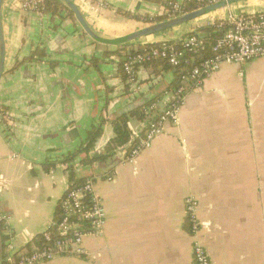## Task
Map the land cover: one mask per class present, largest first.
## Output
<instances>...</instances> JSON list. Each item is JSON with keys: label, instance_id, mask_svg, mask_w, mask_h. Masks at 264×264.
<instances>
[{"label": "crops", "instance_id": "1", "mask_svg": "<svg viewBox=\"0 0 264 264\" xmlns=\"http://www.w3.org/2000/svg\"><path fill=\"white\" fill-rule=\"evenodd\" d=\"M24 1L4 0L2 9L0 220L8 240L3 243L0 228V264H9L10 249L17 256L40 248L35 239L57 219L70 187L60 161L85 143L93 126L107 121L91 152L105 154L114 120L155 99L159 109L168 101L176 71L141 67L137 88L128 87L122 64L130 51L185 38L225 20L229 10L264 8V0L235 3L117 53L123 47L93 41L61 1L54 0L61 6L55 17L23 10ZM70 1L97 35L115 39L159 23L146 20L163 17L167 0ZM37 51L44 57L28 60ZM129 125L143 133L144 121L131 118ZM121 157L76 168L79 178L94 177L105 203L104 235L85 237L82 257L36 264H195V242L212 264H264V59L225 64L189 90L178 126L167 125L134 160ZM188 198L199 202L196 236Z\"/></svg>", "mask_w": 264, "mask_h": 264}, {"label": "built area", "instance_id": "2", "mask_svg": "<svg viewBox=\"0 0 264 264\" xmlns=\"http://www.w3.org/2000/svg\"><path fill=\"white\" fill-rule=\"evenodd\" d=\"M46 0H25L22 9L44 14ZM229 0H167L161 16L174 19L185 14V9L195 5L198 9L210 5L228 2ZM103 4L96 5V10ZM224 30V35L217 40L213 48L214 56L201 61L191 70L181 73L178 86L167 93L168 101L161 107L154 102L146 108V120L143 133L133 134L135 146L128 161L134 160L144 150L152 147L153 142L161 136L167 125L178 126L180 114L186 102L189 90L201 86L202 82L218 73L225 64H244L264 59V13L253 12L235 15L229 11L228 19L217 25ZM207 42L197 30L182 39L169 42L163 41L141 52L128 53L123 61L122 70L132 88L138 85V70L156 62H166L175 69L190 65L195 56L207 50ZM111 180V178H109ZM3 186L0 183V194ZM60 211L43 233L45 246L30 253H19L17 256L10 249L9 264H36L51 261L62 256L82 257L85 255L84 240L87 236L101 237L107 224V209L103 199L96 193L94 179H87L81 186L69 187L59 205ZM187 219L192 232L199 233L200 224L197 217L199 202L188 198L185 202ZM195 264H212L206 248L195 242L193 246Z\"/></svg>", "mask_w": 264, "mask_h": 264}, {"label": "trees", "instance_id": "3", "mask_svg": "<svg viewBox=\"0 0 264 264\" xmlns=\"http://www.w3.org/2000/svg\"><path fill=\"white\" fill-rule=\"evenodd\" d=\"M45 12L51 14L53 17L59 15L60 11V5L57 4L54 0H46L45 1ZM198 10V7L195 5H191L185 9V13H189L192 11ZM70 16L74 18V14L72 12H69ZM167 20L165 17H158L156 19H148L146 21H157V22H162ZM221 21L217 20L215 22H209L204 25H202L198 30L197 34L204 39L207 42V50L199 55L195 56H189L192 59V62L190 65H183V67L175 69L172 66H170L166 62H156L153 63L149 66L153 68H159L162 67L164 70H171L174 69L177 74V83H174L172 87L169 89L170 91L174 90L180 80L181 73L183 72V68L185 71H189L192 69L193 66L198 65L201 63V61L205 59L212 58L214 56L213 53V48L216 45V42L218 39H220L225 31L224 30H219L217 25ZM151 23V22H150ZM173 42V41H169ZM160 43L152 44V45H142L139 46L137 50H132L129 53H134V52H141L146 49H149L152 46H158ZM127 49L126 47H123V49H120L117 53H120L121 50ZM37 57L41 59L44 57V52L43 51H37L32 57H30L28 60H31L32 58ZM94 65H97L98 61L97 59L93 60L92 62ZM123 72V71H122ZM125 79L127 81V78L125 76ZM127 86L130 87L131 84L127 81ZM157 102V100L150 101L149 103H146L143 106H139L137 108H134L131 112L128 114L122 115L121 117H118L116 120L112 122L113 128H114V137L108 142L106 148H105V154H96V155H91V152L94 150L95 145L99 138L102 136L103 133V125L107 122L106 119H102L101 123L98 125H95L92 127V129L88 132L87 139L83 145L78 147L75 151L68 153L65 155V157L60 161V163L65 164L67 173L69 175V182H70V187L73 186H81L84 184L87 179V177L84 178H79L76 174V168L77 166H93L96 162H106L109 159L122 154L121 160H127L131 154L132 149L135 146V142L133 139V131L130 128L129 125V120L131 118H136L139 121H145L146 120V108L154 103ZM125 153L123 154V152ZM84 157L79 160V156L83 155ZM79 160V162H77ZM91 179H94V177H90ZM5 219H1V232H2V241L5 243L8 240V236L5 235V230L6 227L4 226ZM189 222V221H188ZM36 245L40 248L45 246V240L43 235L38 236L36 239ZM5 258V257H4ZM2 264H7L5 262V259H3Z\"/></svg>", "mask_w": 264, "mask_h": 264}, {"label": "water", "instance_id": "4", "mask_svg": "<svg viewBox=\"0 0 264 264\" xmlns=\"http://www.w3.org/2000/svg\"><path fill=\"white\" fill-rule=\"evenodd\" d=\"M59 1H61L65 5V7L74 14L77 22L81 25L83 31L91 39H93V41L103 46L126 47L132 44L139 43L144 38L155 36L160 33L166 32L168 30L175 29L180 26L187 25L192 22L204 19L209 14L219 9L229 8L231 5L235 3L249 1V0H229L228 2L210 5L205 8L198 9V10H195L189 13H185L182 16L176 17L174 19H169L163 22H159L155 24H150L149 22H147L148 24H150L147 27H144L129 35L118 37L115 39H105L97 35L87 23L81 10L70 0H59ZM3 2L4 0H0V81L5 73V57H6L5 37H4V31H3V18H2ZM229 11L225 19H228ZM231 12H233V14L237 16L245 14V13H236L234 11H231ZM258 12L264 13V8H260ZM193 32H194L193 30L188 32L186 34V37L191 35ZM153 44H156V43H153ZM147 45H152V44H147Z\"/></svg>", "mask_w": 264, "mask_h": 264}]
</instances>
